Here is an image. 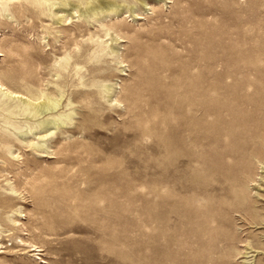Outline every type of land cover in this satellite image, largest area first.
Instances as JSON below:
<instances>
[{
  "label": "rangeland",
  "instance_id": "rangeland-1",
  "mask_svg": "<svg viewBox=\"0 0 264 264\" xmlns=\"http://www.w3.org/2000/svg\"><path fill=\"white\" fill-rule=\"evenodd\" d=\"M114 1L0 7V264H264V0Z\"/></svg>",
  "mask_w": 264,
  "mask_h": 264
},
{
  "label": "bare ground",
  "instance_id": "bare-ground-1",
  "mask_svg": "<svg viewBox=\"0 0 264 264\" xmlns=\"http://www.w3.org/2000/svg\"><path fill=\"white\" fill-rule=\"evenodd\" d=\"M25 1H29V0H0V7L1 8H5V7L12 8V7H17V6H22L23 2ZM141 1H144V0H141ZM61 3L65 5L67 4L68 6H70V9L73 10L75 14L76 12H80L82 14L87 15L88 18H91L92 16H97V17L105 16L106 13L108 12L119 13L120 6H121L120 2L118 3L117 1H114V0H88V4L84 7L82 6V4H78L76 2L75 4L71 6L70 0H61V2L58 3V5L60 6ZM56 4L57 3H53L52 6ZM50 7H51V4H50ZM125 8H127L129 11H136L133 6H130V4L126 5ZM113 29L114 27H108L105 31V34H111V31ZM106 47H109V45L107 44ZM69 59L70 58H68V60ZM76 68H78L77 65H76ZM0 85H1L0 91L4 90L3 89L4 85L2 84V82H0ZM6 90L7 91L5 93L8 94L9 97H12V98L16 97L19 100V102L16 103L12 109H9V108L6 109L8 112L12 113L17 109H20L23 111V113H25V115H31L32 118L38 117L33 122V126H29L28 128L29 131H32V127H41V130L47 129L48 131L49 128L47 127L50 126V124H53L56 128L65 124V121L62 119V117L65 116L64 113L53 114V113H56L58 107L61 104V101L50 98L46 92L39 91L38 93H32L29 90V88H27L24 93L21 91L11 90L8 87H6ZM260 90L261 89H259V91ZM24 94H27V96L25 99H22L21 96H23ZM71 104H72L71 102H68V105H71ZM46 114H52L53 116L49 118H44V117L40 118L42 115H46ZM66 115L67 117H69L71 113L66 114ZM7 118H9V116H7ZM3 125L4 123L0 120V133H1L0 135H2V137L4 138V140L1 142L7 143L10 140L9 139L10 135L7 134V132L2 133ZM12 126L21 127L20 125L16 123H13ZM22 133H26V131L23 130ZM28 144L29 146H32V144L30 143ZM2 153H3V149L0 148V154ZM11 189L13 192H16L13 186H11ZM23 245L25 244L23 243ZM31 250H36V249H31ZM40 250H42V248H40L39 251Z\"/></svg>",
  "mask_w": 264,
  "mask_h": 264
}]
</instances>
